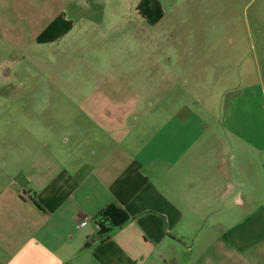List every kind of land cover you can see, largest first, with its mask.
Instances as JSON below:
<instances>
[{
  "label": "crops",
  "instance_id": "obj_1",
  "mask_svg": "<svg viewBox=\"0 0 264 264\" xmlns=\"http://www.w3.org/2000/svg\"><path fill=\"white\" fill-rule=\"evenodd\" d=\"M172 97L142 139L137 125L88 157L48 156L47 144L5 159L0 264H264V100L236 94L209 125ZM111 105L99 110L130 113Z\"/></svg>",
  "mask_w": 264,
  "mask_h": 264
},
{
  "label": "rangeland",
  "instance_id": "obj_2",
  "mask_svg": "<svg viewBox=\"0 0 264 264\" xmlns=\"http://www.w3.org/2000/svg\"><path fill=\"white\" fill-rule=\"evenodd\" d=\"M236 94L264 100V0L0 2L1 169L47 144L88 157L137 125L142 139L170 95L218 125Z\"/></svg>",
  "mask_w": 264,
  "mask_h": 264
},
{
  "label": "trees",
  "instance_id": "obj_3",
  "mask_svg": "<svg viewBox=\"0 0 264 264\" xmlns=\"http://www.w3.org/2000/svg\"><path fill=\"white\" fill-rule=\"evenodd\" d=\"M108 214L109 213L104 210L98 216L99 220L97 221V224H99L101 227V230L99 232L102 239H104L107 236L108 232H110L111 230V226L108 223Z\"/></svg>",
  "mask_w": 264,
  "mask_h": 264
},
{
  "label": "built area",
  "instance_id": "obj_4",
  "mask_svg": "<svg viewBox=\"0 0 264 264\" xmlns=\"http://www.w3.org/2000/svg\"><path fill=\"white\" fill-rule=\"evenodd\" d=\"M83 223V222H82ZM96 228L100 231L101 230V227L99 224L96 223Z\"/></svg>",
  "mask_w": 264,
  "mask_h": 264
}]
</instances>
